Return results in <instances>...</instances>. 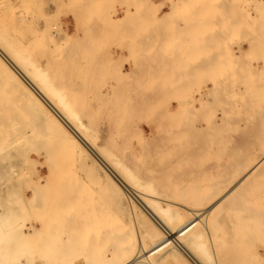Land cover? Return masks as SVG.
<instances>
[{"label":"rangeland","instance_id":"1","mask_svg":"<svg viewBox=\"0 0 264 264\" xmlns=\"http://www.w3.org/2000/svg\"><path fill=\"white\" fill-rule=\"evenodd\" d=\"M169 1L170 0H0V36L10 43L11 48H14L23 56L29 57L35 65L48 73L54 85L67 98L68 103L72 106L74 112L78 114V117L84 123L87 130L89 128L88 132L91 137L96 139L97 142L104 143L110 147L113 154L118 155L121 160H127L126 162L130 160V165H133V161L135 160L141 161L140 168L143 169L145 173L140 176H155L148 171L163 168L169 165L175 158L166 155L165 152L160 156L155 154V156L150 155V157L140 156L135 158L132 154V146L135 143L134 146L136 147H138L139 144L141 145L142 142L139 132H143V136L151 141L150 144L157 143L156 140L151 138H154V135L160 132L159 136H162L161 139L163 141L161 140L158 142L163 144L167 143L168 141L166 139L169 136L167 131H170V128L173 129V125L178 127L180 122L185 119L184 114L188 112L190 107V102L188 100L190 96L195 95L193 90L197 89L198 86L196 85L200 84L204 88L212 87L213 89L216 87L215 83L217 80L219 81L220 79L227 84L225 87L223 86L225 89V92H222L223 94L219 92L218 94L216 92L220 97H226L225 99L224 97L220 98L216 93H212L209 94L210 99L208 100V103L207 101L203 104L198 103L197 111L192 112L191 108L189 109V112L191 111V116L189 117H191V119L193 117L194 120L196 119L195 121L198 122L199 126L204 129H221L218 131L221 135V137H219L221 140L213 141V143H211V148L208 153L209 156L207 153H204V155L202 154L203 156L199 158V165L201 167L204 165L209 166L214 162L223 161L224 159L227 160V158L220 156V154L231 148L232 145H235L237 140H245V138L247 139L252 136L251 129L253 127L247 122L250 120L247 117L250 116L248 114L253 112L251 111L252 109L248 107L249 102L251 100L253 101V99L250 98L256 96L255 98L261 97V101L264 99L263 86L260 87V85L255 84L254 86L256 89L253 90H257V93L252 91L254 93L252 95L250 94V90H252V87L254 88V86L248 88V86L253 85H248L249 83H254L255 81L260 82L264 77L263 73H259V77L257 75L248 76L245 72H243V74L241 73L240 76L243 75V78H245L246 75L248 77L243 80L244 85L241 80L243 78L241 77L239 80V76L234 74L239 67H245L247 62L249 64L250 61L248 60L253 57V55L251 56V52L248 55L246 53L247 56H245V58L243 57L244 55L242 58H239L237 50L241 46L247 50L249 46V36L247 37V35H249V32L251 33L253 31H251L250 28L252 29L254 27V29L259 31L264 29V22L262 23L264 20H261V16L264 14V9L261 7L258 8V5L256 4L255 6L261 11V13H258V10H253L252 7L254 6V2H256L255 0H190V2L189 0H185L186 4L176 5L177 8H175L179 11L181 9L182 12H185L186 9L188 11L189 7L194 8V10L197 9L195 12L196 14L193 13L194 10L191 12L194 14L193 19H196L198 23L195 22L197 29L195 28L196 31L193 34V37L191 34L182 37L186 40V45L181 41V38H178L180 41L178 47L180 51H183L182 57L184 60L180 55V60L178 59L175 61L171 57V55H173L171 53L173 51H170L171 46H168V44L166 45L165 43H162L161 45L160 43L165 42L166 38L163 37L164 33L168 32V28L170 29L173 22H176L175 24L177 27L179 26V29L177 28L179 33L187 32L186 27L188 22L186 21V23L180 17H176L178 21L175 17L174 21L172 16L169 17V19L165 18L166 13H171V15L174 13V9L172 10L173 4ZM204 1L209 2V8L212 5V10L207 9L208 7H206V5H202V2ZM257 1L264 4V0ZM193 2H195V4H192ZM195 7L197 8L195 9ZM237 9L238 13L236 12ZM128 10H131L132 14L135 13L134 16L141 18L137 19L136 17L135 19H132L133 23L132 20H130L131 22L124 21L123 23L125 16L131 17V14L127 12ZM254 16H257V21H255L253 26L248 23V18H251L250 20L253 19L252 21H254ZM76 17H79L81 21L80 27L77 31L76 28L78 27V24ZM206 17H209L212 20L205 21ZM114 19L119 20V22ZM258 19H260L261 22L259 21V23H257ZM201 22H203L204 27L206 24L209 26L210 22L212 24L205 28L207 31H205L204 34L200 35V33L205 30L204 28H201L199 29L200 33L197 32L198 28L201 27ZM204 22L207 23L205 24ZM212 26L213 29H210V31L209 28H212ZM142 32L150 33L151 36L143 38L137 35V33L143 34ZM157 32H161V36H155ZM214 34L218 36H215ZM204 36L207 38L206 44H208V47L202 45L201 37L203 38ZM140 40L142 41V47L144 50L142 49L141 51L140 49L135 52V45L137 43L140 44ZM168 41L171 42V38H169L167 42ZM187 44H191L190 46L196 50L194 51L193 48H191L193 51L190 52ZM158 46L166 49L160 56V58L163 57L162 59H158L159 56L156 51ZM138 47L142 48L141 45ZM205 47L206 51H204ZM151 48H154L153 52L151 51ZM214 51L215 53L211 55ZM188 54L191 56L193 55L191 57L193 59H188L190 56ZM198 57L200 60H197ZM202 57L205 58L201 59ZM238 59L242 65L240 63L237 64ZM192 60L196 63L198 62V65L192 66ZM201 60L204 61V63ZM208 62L210 64L216 62V66H207ZM116 64L119 65L117 68L115 67ZM147 64H152V71L148 69L146 71L144 70V68L148 66ZM190 65L191 67L189 68ZM202 65H205L206 67ZM197 66H199L200 69ZM210 68H213L212 71L215 69V73L210 72ZM187 69L189 70L186 71ZM216 70L219 71L217 72ZM122 71L133 72H131V74H126ZM185 71L187 73H185ZM242 71L243 69H241V72ZM0 72L3 73L4 77H1L2 74L0 73V103L2 102V105L0 104V123L3 125L0 127V186L3 185L1 186L3 189L1 190L0 195L3 201L13 197L12 199L14 201L11 199L9 202L13 203L17 209V213L19 214H17L18 216L16 215L17 219L22 222V220L29 217L33 220L41 217L42 213L39 208L30 209L34 212L27 213L28 211L26 212L24 206L23 208L21 207L23 205L22 200H28V196H31L30 194L33 193L32 189L35 183H32L31 178L39 175L51 176V187L48 192L52 193L50 199L53 203L59 202L60 198L58 195L61 192L60 190H64L65 188L64 191L66 193L69 192L68 194L71 193V196L74 195L72 197H74L75 200L76 198L77 201L78 199L81 200L80 203H78L79 201L76 202L78 205L81 204L82 206L80 205V207L85 208V210L87 208H89L90 211L93 208L96 209L95 206H98L100 200L108 206V197L103 189V186L106 184L105 177L100 175L99 170L97 171L96 167L94 168L93 166H90V164H92L90 159H80L78 156L79 151H77V149H69L68 152L64 150L65 147L63 148L62 146L61 148V145L55 142H58V140H55V137L50 132L41 127L42 124L40 123L41 121H39L40 117H37L38 115L35 116L36 112L34 115V111H31V109L25 105L20 94H17V92L10 88V85H6L7 79L4 68L0 67ZM180 72H182V76ZM160 74L165 81L173 80L171 79L173 78L171 76L178 74L176 77L174 76L176 78L175 80H177V86L170 84L168 81L166 82L169 85L158 81ZM183 79L184 82L186 80L187 85H183ZM208 79H210V81H208ZM248 79H250V82H247ZM178 81L181 84H178ZM147 82L150 84L148 85ZM211 84L213 86H211ZM75 85H78V89H80L77 93L71 92V89H69ZM142 86L148 87H144L143 89ZM145 89L148 90L146 91ZM171 89H181L182 93H172ZM234 89L238 90V92H235ZM244 90L250 92L249 95L248 93H243ZM174 94L175 97L180 96V103L183 104L182 110L186 111L187 109L185 113H181V116L179 115L180 110H178L179 113L177 117L174 116L176 115V111L174 114L172 113L173 116L167 115V109H172L174 107L173 105L177 103V100L173 99ZM214 95H216V97ZM140 96L152 97L154 99L149 98L148 102L145 101V106L144 103L142 104L140 101L130 99ZM169 97L173 100L169 101ZM235 99L237 100L235 101ZM246 100L247 103H245ZM245 106L248 108H245ZM174 109L175 108L172 110ZM192 114H194V116ZM186 115L188 116L189 114L186 113ZM220 122L221 124H224L219 125ZM233 122L236 124H233ZM164 133L167 134V136ZM129 143L131 145H128ZM130 149H132V151ZM128 155L130 158L126 159V156ZM133 157L134 159H132ZM169 157L173 159L169 160ZM228 169L226 170L227 172L220 173V175L219 173H208L206 175L201 174L200 176H226ZM14 170H16V172ZM160 175L167 176L166 174ZM103 182H105V184H103ZM10 184L14 185L15 190L10 191ZM102 184L103 188H101ZM6 187L7 189H5ZM37 187L38 189H35L34 186L36 193L40 194L45 192L41 186L37 185ZM13 191L16 193L14 194ZM133 199L134 198H132V202L135 205V210L140 212L139 214L145 213L142 206H140L141 209L138 208V205H140L138 203L139 201L135 199V203ZM89 202L92 204L88 205ZM137 203L138 205H136ZM73 204H69L68 208H72ZM85 204L87 208L83 207ZM167 204L169 205L170 210H176L173 203ZM139 209L142 212L139 211ZM233 214L234 222L237 224L238 221L236 222L237 219L235 213ZM182 216L183 218H186V213L182 212ZM55 224H58V222ZM234 227L236 228V225ZM57 228H59V226ZM244 228L245 227H242L236 230L239 236L233 237V241L239 242L236 245L238 251L234 257L235 262H239L240 259L244 261L253 258L254 255L259 252L264 253V235L259 232L255 234L251 230L247 231V227ZM239 232L242 233L239 234ZM249 232H253L254 234L250 235ZM258 233L260 235H258ZM203 242L205 243L206 241L203 240ZM206 245L208 246V243ZM238 256L240 258H238Z\"/></svg>","mask_w":264,"mask_h":264},{"label":"bare ground","instance_id":"2","mask_svg":"<svg viewBox=\"0 0 264 264\" xmlns=\"http://www.w3.org/2000/svg\"><path fill=\"white\" fill-rule=\"evenodd\" d=\"M255 1L257 3L254 2V6L252 7V9L255 11L258 10V13H261L258 8L261 7L262 9H264V4H261L257 0ZM169 2L173 4L172 10L174 9V13L173 15H171V13H166L168 17L165 14V18L169 19V17L172 16V19H174V17L176 19V17H180L185 22H188H186L188 24L186 27L187 32L184 33H179L177 30V28L179 29V26L177 27L175 24L176 22H173L172 26H170V29L168 28V32L164 33L163 37L166 38L165 42L160 43L161 45L162 43H165L166 45L168 44V46H171L170 51H173L171 52L173 54L171 55V57L172 59L177 61L178 59L180 60V55L182 57L183 54V51H180L178 47V45L180 44L178 38H181V41L186 45L187 42L182 37L184 35L188 36L189 34H191L193 37V34L197 29V25L195 23L197 22V20L193 19V13L196 12L197 7H195L196 10H194V8L192 7H189L188 11L186 9L185 12H182L181 9L180 11L176 9V5L178 6L179 4H186L185 0H170ZM207 2L208 1L202 2V5L204 4V6L206 5V7H208L209 2L208 4ZM192 4H195V2H193ZM256 4L258 5V8L255 6ZM207 9L212 10V5ZM192 10H194L193 13L191 12ZM237 11L238 9L236 10V12ZM127 12L131 14V17L125 16L123 23L124 21L128 22L132 19H135L136 17L137 19L141 18L138 16H134L135 13L132 14L131 10H128ZM262 16L261 20H264V14ZM250 19L251 18H248V23L253 25L255 24V21H257V16H254V21H252L253 19ZM76 20L78 24V27L76 28L77 31L80 27L81 21L79 17H76ZM114 20L119 22V20L117 19ZM209 20L212 19H210L209 17L205 18V21ZM261 20L258 19L257 23H259V21L261 22ZM211 22L210 24H212ZM263 22L264 21H262V23ZM201 23V27L199 26L200 28H198L197 30L198 33H200L199 29H205L206 27L210 26V24L209 26L206 24L207 22H204L206 24L205 27L203 22ZM210 29H213V26L212 28L210 27L209 30ZM250 30L253 31L251 33L249 32V35H247V37L249 36V46L247 50H245L242 46H238L239 49L237 48V54L239 58H242L243 55V57L245 58V56H247L249 53H253H251V56L253 55V57L248 60L250 61L249 64L247 62V65L245 67L242 66V68L239 67L238 70L235 69L236 71L234 74L239 76V80L243 76H240L241 73L243 74V72L248 74V76L257 75L258 77L259 73L264 74V29L262 31H259L257 29H254L253 27L252 29L250 28ZM205 31L207 30L205 29L202 33H200V35L204 34ZM160 33L161 32H157L155 36H161ZM75 34L77 35L76 32ZM137 35L143 38L151 36L150 33L148 34L145 32L143 34L137 33ZM206 36H204L203 38L201 37V42L204 46L208 45L206 44ZM169 38H171V42L168 41V43L167 40ZM150 43L149 45L151 46ZM137 44L135 45V52L139 51L140 49L141 51L142 49L144 50V48L142 47V41L140 44ZM139 45H141L142 48L138 47ZM190 45L187 44V46L189 47V51H195L196 49H194ZM191 48H193V50ZM151 49V51L153 52L154 48ZM164 50L166 49L158 46L156 50L159 56V58L157 57L158 59L163 58H160V56L162 55V52ZM204 51H206V47ZM214 53L215 51L212 52L211 55H213ZM192 56L190 55L188 59H190ZM205 57H202L201 59ZM182 59L184 60L183 57ZM197 60H200L199 57L197 58ZM194 62L195 61L192 62L193 64L191 62L189 63H191L192 66L198 65V62H195L196 64ZM202 62L204 63V61ZM215 63L210 64L208 62V65H206L216 66ZM239 63L240 60L238 59L237 64ZM117 66L119 65L116 64L115 67L117 68ZM202 66L206 67L205 65ZM0 67L4 68L5 76L7 79L6 85H10V88L17 92V94H20L22 100L25 102V105L29 109H31V111H34V115L36 112L35 116L38 115L37 117H40L39 121H41V127L50 132L55 137V140H58V142H55L60 144L61 146H59L61 148L62 146L63 148L65 147V151H68L69 149L73 150L74 148L77 149V151H79L78 156L80 157V159H90V162L92 163L90 164V166H93L94 168L96 167L97 171L99 170L100 175L102 177H105L106 184L105 182H103V184L105 185L103 186L102 184L101 188L104 187V193H106L108 197L107 201L109 204L107 206L102 200H100L98 206H95L96 209L93 208L90 211V209L87 208L85 204V206L83 205V207L87 208L85 210V208L80 207L81 204H77V202L79 201L78 203H80L81 200L78 199L77 201V198L75 200L74 197H72L74 195L71 196V193L68 194L69 192L66 193L64 191L65 188L64 190H60L61 192L58 195V197L60 198L59 202L53 203L50 199L52 193L48 192L49 188L51 187V176L39 175L31 178L32 183H35L32 189L33 193L30 194L31 196H28V200H22L23 205L21 207L23 208L24 206L26 212L28 211L27 213L33 211L30 209L39 208L42 215L35 220L29 217L20 222L16 217V215L18 214L16 207L13 203L9 202L13 197L11 199L9 198L8 200L5 199L6 201H3L0 195V264H238L240 261L241 262L239 264H264L263 252L256 253L253 258H250L248 260L243 261L242 259H240L239 262H235L234 257L236 256V253L238 251L236 245L239 242L233 241V237L239 236L236 230L242 227H247V231L251 230L255 234L259 232L260 234L264 235V97L262 98V101L261 97H249L250 99H253V101L251 100L249 102L248 107L251 108V111L253 112L248 114L250 116L247 117L250 120L246 121L253 127L251 129L252 136L247 139L245 138L246 141L244 139L237 140V143L235 145H232L231 148L220 154V156L227 158V160L224 159L223 161L221 160L214 162L209 166L204 165L201 167L199 165V158H201L204 153H207L208 155L211 148L210 145L211 143H213V141L221 140L219 138L221 137V135L218 133V131L221 129H204L203 127L198 125V122L195 121L196 119L194 120L192 117V120L191 117H189L191 116L190 112L198 110V103L203 104L206 101L208 103V100L210 99L209 94L216 92H225L223 86L225 87V85L227 84L220 79L221 81L217 80V82L215 83L216 87L213 89L212 87L204 88L200 84L196 85L198 87L195 90H193L192 87L195 95L190 96L188 100L190 102V112L189 109L188 112H186L187 109L186 111L182 110L183 104L180 103V96L175 97V94L182 93L181 89H171L172 93H175L173 99L177 100V103L173 105V108H175L174 110H172L173 108L167 109V115L173 116L172 113L174 114V112L176 111V115L174 116L177 117L179 113L178 110H180V116L185 112L189 115L187 116L185 113V119L180 122L179 126L177 125L178 127H175V125H173V129L170 128L171 130L167 131L169 133L168 138L166 139L164 136V138L168 141L167 143L163 144L161 142H158L162 140V136H159L160 132H158V134H155L154 138L149 137L157 141V143L152 144H150L151 141L149 139H146L143 136V132H139L142 143L141 145L139 144L138 147L134 146L136 144L135 143L132 146L133 151L132 149L130 150L133 152L132 154L133 156H135V158H138L140 156L150 157V155L155 156V154L160 156L165 152L166 155L172 156L175 159L169 165L163 168L158 167L159 169L148 171L155 176H143L145 171L140 168L141 161L135 160L133 161V165H130V160L128 162H126L127 160H121L118 155L113 154L110 147H108L104 143L97 142L96 139L91 137L88 132L89 128L87 130L84 123L78 117V114L74 112V109L68 103L67 98L54 85L48 73L45 70L40 69L39 66L35 65L29 57H25L14 48H11L10 43L1 36ZM190 67L191 65L189 66V68ZM147 69L152 71V64H149L146 68H144L145 71ZM212 69L210 72L215 73V69L213 71ZM241 69H243L242 72ZM188 70L189 69H187L186 71ZM186 71L185 73H187ZM216 71L218 72L219 70ZM131 72L128 71L125 73L131 74ZM181 73L182 72H180V74ZM1 74V77H3V73ZM177 75L178 74L174 76L176 77ZM174 76H171L173 77L171 78L173 80L166 81L174 86H177V80H175L176 78ZM245 78L241 80L243 81L245 80ZM249 80L250 79H248L247 82H250ZM158 81L167 84L161 74ZM208 81H210V79H208ZM185 82L184 84H182L187 85V82ZM179 83L180 82L178 81V84ZM147 84L149 85L150 83L147 82ZM255 84L260 85V87L263 86L262 88H264V77L262 80H260V82L255 81L254 83H249L248 85L251 86H248V88H251ZM211 86L213 85L211 84ZM78 87V85H75L69 89H71V92L77 93L80 90L78 89ZM235 89L234 91L238 92V90ZM253 89L255 90L256 87H252V90H250L251 93L246 92L247 90H244L245 92L243 91V93H248V95L249 93L251 95L257 93V90L254 91ZM145 90L147 91L148 89ZM252 91H254V93ZM214 96L216 97V95ZM149 98L154 99L152 97L146 96L134 97L130 99L140 101L142 104L144 103L145 106V101L148 102ZM225 98L226 97H224V99ZM169 99V101L173 100L171 97H169ZM236 100L237 99H235V101ZM140 102L139 104L141 105ZM245 103H247V100ZM246 107L247 106H245V108ZM192 115L194 116V114ZM222 124L221 122L219 123V125ZM233 124L236 123L233 122ZM2 126V123H0V127ZM165 135L167 136V134ZM128 145L131 144L129 143ZM128 156H126V159L130 158V156ZM169 158V160L173 159L171 157ZM132 159H134V157ZM227 169L228 173L226 174V176H200L201 174L206 175L208 173H219L220 175V173H225ZM16 170L14 171L16 172ZM141 174L143 175L140 176ZM160 174H166L167 176H161ZM37 185L41 186V188L44 189L45 192L40 194L36 193V191L34 190V186L35 189H38ZM1 186L0 193L3 189L1 188ZM5 189H7V187ZM12 190H15V188L13 184H10V191ZM13 192L14 194L16 193L15 191ZM132 198H134V202L135 199L139 201L138 203L140 205H138V203L136 205L139 206L138 208L142 206L145 213L139 214L140 212L135 210V205L132 202ZM91 202H89L88 205L92 204ZM167 203H173L176 207V210H170ZM69 204H73L72 208H68ZM140 209L139 211H141ZM182 212L186 213V218H183ZM233 213H235L237 219L236 222L238 221L239 228L238 223L236 224L234 222ZM57 222L58 224H55ZM234 223L236 225V228L234 227ZM57 225L59 226V228H57ZM253 232H249L250 235L254 234ZM240 233L242 232H239V234ZM259 233L258 235H260ZM203 240L208 243V246L206 245V242H203ZM238 258L240 257L238 256Z\"/></svg>","mask_w":264,"mask_h":264}]
</instances>
